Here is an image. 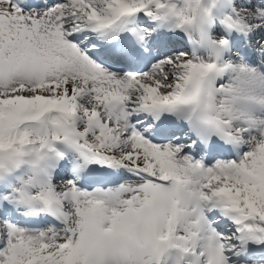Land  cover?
<instances>
[{"label":"snow or ice","instance_id":"6c2138e0","mask_svg":"<svg viewBox=\"0 0 264 264\" xmlns=\"http://www.w3.org/2000/svg\"><path fill=\"white\" fill-rule=\"evenodd\" d=\"M0 264H264V0H0Z\"/></svg>","mask_w":264,"mask_h":264}]
</instances>
